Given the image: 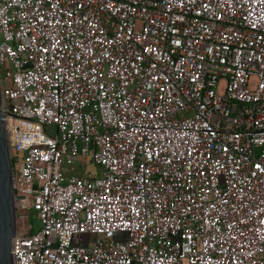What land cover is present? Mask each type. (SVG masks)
<instances>
[{"label": "built area", "instance_id": "obj_1", "mask_svg": "<svg viewBox=\"0 0 264 264\" xmlns=\"http://www.w3.org/2000/svg\"><path fill=\"white\" fill-rule=\"evenodd\" d=\"M0 97L14 264H264V0H0Z\"/></svg>", "mask_w": 264, "mask_h": 264}, {"label": "water", "instance_id": "obj_2", "mask_svg": "<svg viewBox=\"0 0 264 264\" xmlns=\"http://www.w3.org/2000/svg\"><path fill=\"white\" fill-rule=\"evenodd\" d=\"M4 125L5 114L0 109V264H14L13 237L16 217L12 174L16 166L11 159Z\"/></svg>", "mask_w": 264, "mask_h": 264}, {"label": "trees", "instance_id": "obj_3", "mask_svg": "<svg viewBox=\"0 0 264 264\" xmlns=\"http://www.w3.org/2000/svg\"><path fill=\"white\" fill-rule=\"evenodd\" d=\"M17 156L18 157H22V153H17ZM91 168H93V171L92 170H89V168H87V174H88V176L93 177L96 174V170L97 169L95 167H91ZM80 169H81L80 167H72V168H70L68 170V172L75 173V174H79ZM32 212H34V211L31 210V209L27 210V212H26V214H27V221L28 222H29V220H30V218L32 216L37 219L36 213L35 212L32 213ZM32 232H33V225H32V229L30 230V233H32Z\"/></svg>", "mask_w": 264, "mask_h": 264}, {"label": "rangeland", "instance_id": "obj_4", "mask_svg": "<svg viewBox=\"0 0 264 264\" xmlns=\"http://www.w3.org/2000/svg\"><path fill=\"white\" fill-rule=\"evenodd\" d=\"M223 86H224V83H221L219 85V92L223 91ZM91 167H93V166L86 164V168H89V170L93 171V168H91ZM26 200L29 201V198L27 197ZM32 213H34V212H32ZM29 223L33 225V232H36L40 226V221H38L35 217L32 216L29 220Z\"/></svg>", "mask_w": 264, "mask_h": 264}]
</instances>
